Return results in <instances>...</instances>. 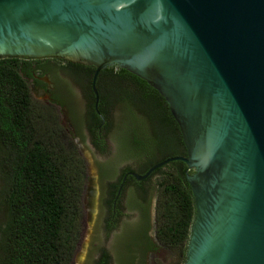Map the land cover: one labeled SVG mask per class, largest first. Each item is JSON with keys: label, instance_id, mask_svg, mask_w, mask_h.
I'll return each mask as SVG.
<instances>
[{"label": "water", "instance_id": "obj_1", "mask_svg": "<svg viewBox=\"0 0 264 264\" xmlns=\"http://www.w3.org/2000/svg\"><path fill=\"white\" fill-rule=\"evenodd\" d=\"M0 57L94 66L97 111L101 70L116 64L145 80L169 104L187 154L130 174L143 180L171 161L187 165L195 215L183 264H264V0H0ZM135 116L147 138L143 159L156 156L145 121ZM83 151L88 187L98 189L105 159ZM159 180L151 182L153 221ZM90 192L91 238L77 264H93L101 248L113 246L99 193ZM133 239L126 235L125 246Z\"/></svg>", "mask_w": 264, "mask_h": 264}, {"label": "trees", "instance_id": "obj_2", "mask_svg": "<svg viewBox=\"0 0 264 264\" xmlns=\"http://www.w3.org/2000/svg\"><path fill=\"white\" fill-rule=\"evenodd\" d=\"M68 63L92 79L94 66ZM100 74L110 75L119 87H151L124 68L113 71L107 67ZM27 76L32 75L18 57H0V178L7 211L0 234V264H71L81 233L87 163L56 106L33 99ZM130 110L127 134L139 138L126 141V156L146 159L148 169L157 161H153L155 155L143 159L147 138L135 124L139 121L136 112ZM151 139L156 151L158 141ZM178 142L174 155L183 149L181 136ZM106 167L101 168L103 175L108 174ZM186 171L183 161L174 160L141 181L151 184L155 175H161L152 184L157 186V241L146 234L144 210L141 220L124 225L115 243L117 264L125 256L126 264H147V255L156 253L159 244L187 247L195 205ZM129 234L134 236L130 248L129 241L126 246L123 241ZM185 253L186 249L184 260ZM93 264H111L108 253H100Z\"/></svg>", "mask_w": 264, "mask_h": 264}, {"label": "flooded vegetation", "instance_id": "obj_3", "mask_svg": "<svg viewBox=\"0 0 264 264\" xmlns=\"http://www.w3.org/2000/svg\"><path fill=\"white\" fill-rule=\"evenodd\" d=\"M19 61L32 75L27 76L30 89L43 96L47 104L56 106L60 120L63 121L67 132L80 150L86 147L105 159L99 170L105 181L98 189L94 186L89 188L91 195L99 193L97 202L103 208V228L110 233L109 239L113 245L112 249L103 247L101 251L108 253L111 264H117L115 243L124 233V225L141 220L144 210L147 218L146 234L152 241H157V194L154 201L153 221L151 184L141 183L142 180H137L130 174V172L144 173L148 164L138 157L132 159L139 166L130 164L128 162L130 157L126 156L124 144L126 141L139 138L138 135L131 137L129 133L127 134L126 121L130 109L133 108L136 114L145 120L150 135L158 141L153 161L160 162L176 153L173 149L179 147L180 136L183 141L182 133L164 97L151 85L144 88H129L127 85L119 87L115 85L110 75L100 74L96 81L99 93V111H97L94 103L95 94L91 86L92 79L89 80L84 71L75 70L68 61L57 58H19ZM108 68L113 71L120 69L116 64ZM66 83L72 86L69 96L61 89ZM62 94L66 99L61 98L62 101L59 103L58 97L55 96ZM68 98H72V102H67ZM182 148L180 155H186L184 141ZM103 166L107 168V175L101 172ZM126 174H128L127 178L120 188L122 178ZM152 228L155 238L151 233Z\"/></svg>", "mask_w": 264, "mask_h": 264}, {"label": "rangeland", "instance_id": "obj_4", "mask_svg": "<svg viewBox=\"0 0 264 264\" xmlns=\"http://www.w3.org/2000/svg\"><path fill=\"white\" fill-rule=\"evenodd\" d=\"M31 95L33 99L45 102V98L32 89H31ZM61 122L63 125H65L63 121ZM80 153L84 157L87 163V182H86L87 187L86 190L84 191V198H83V218H82L81 233L76 245L75 253L71 261V264H77L76 260L78 255L82 254L85 245L88 243V241L91 238L90 201H89V187H88L91 165H90V158L85 154L83 149L80 150ZM2 187H3V182L0 178V234H1V229L7 217L6 206L4 204L3 196L1 193ZM185 248L186 245L184 244L181 246H168V245L159 244L158 250L154 254L151 264H182Z\"/></svg>", "mask_w": 264, "mask_h": 264}]
</instances>
